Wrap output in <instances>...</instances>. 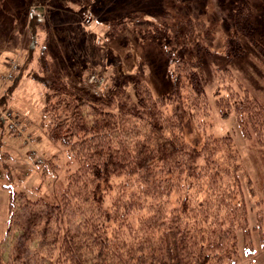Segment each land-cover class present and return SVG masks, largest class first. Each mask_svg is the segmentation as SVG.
Returning a JSON list of instances; mask_svg holds the SVG:
<instances>
[{"label":"trees","instance_id":"obj_1","mask_svg":"<svg viewBox=\"0 0 264 264\" xmlns=\"http://www.w3.org/2000/svg\"><path fill=\"white\" fill-rule=\"evenodd\" d=\"M172 13L165 9L146 34L171 31L185 50L201 45L195 19L174 23ZM229 13L235 27L224 43L244 32L255 48L264 47L263 35L252 30L254 5L236 3ZM139 16L124 14L111 29ZM215 32L201 22L202 35L212 40ZM40 51L37 73L46 86L41 127L69 160L57 189L45 191L42 182L22 189L4 185L9 201L0 264H236L240 230L247 254L254 253L240 178L246 170L233 136L208 133L200 144L186 139L211 109L200 53L177 57L165 49L174 76L165 93L154 95L146 80L135 77L130 87L88 99L53 72L46 46ZM224 72L235 87L227 96L221 88L229 86L217 90L222 116L233 112L248 141H264V121L256 120L264 107L230 69ZM0 128L6 129L3 121ZM45 166L44 176L50 171ZM175 195L177 206L168 208ZM256 228L263 237L261 224Z\"/></svg>","mask_w":264,"mask_h":264},{"label":"rangeland","instance_id":"obj_2","mask_svg":"<svg viewBox=\"0 0 264 264\" xmlns=\"http://www.w3.org/2000/svg\"><path fill=\"white\" fill-rule=\"evenodd\" d=\"M245 1L257 8L252 30L264 37V0H0V121L7 129L0 128V239L8 217L9 190L4 185L22 189L42 182L45 191L57 189L69 160L67 152L41 127L46 86L37 73L40 50L46 46L55 74L93 99L105 97L120 86L130 87L135 77L146 80L154 95L169 91L174 76L165 49L173 48L177 57L201 54L199 75L211 104L210 114L202 118L205 122L192 125L186 139L200 144L205 134L230 133L246 170L240 178L248 197L254 253L247 254L245 235L240 230L236 264H264V234L262 237L256 228L261 224L264 232V141H248L236 115L222 116L216 103L220 87L229 86L221 88L225 96L235 87V82L223 74L230 69L264 107V47L255 48L244 32L240 39L234 36L230 44L224 43L226 33L235 27L229 9ZM167 8L173 12L171 22L176 23L177 17L195 19L199 26L194 36L201 45L194 42L195 46L185 50L179 48L180 39H174L171 31L166 35L146 34L152 23L161 21L159 16ZM132 12L140 16L120 29H111L112 20ZM202 21L215 27L214 39L201 34ZM13 59L19 63V70L13 79L4 80ZM8 112L22 119V135L8 130L4 116ZM256 116L258 122L264 121V110ZM45 165L50 167L46 176L42 173ZM177 204L175 195L167 207ZM133 220L137 222L136 217Z\"/></svg>","mask_w":264,"mask_h":264},{"label":"built area","instance_id":"obj_3","mask_svg":"<svg viewBox=\"0 0 264 264\" xmlns=\"http://www.w3.org/2000/svg\"><path fill=\"white\" fill-rule=\"evenodd\" d=\"M18 69L19 63L16 61V59L11 60L7 73L3 75L4 80L13 79L16 76ZM4 116H6L5 123L7 124L9 131L12 130L13 132L21 135L24 133L25 127L22 123V119L15 112H8ZM28 139H31L29 135ZM33 153L35 154V151ZM39 160L41 161V159Z\"/></svg>","mask_w":264,"mask_h":264},{"label":"crops","instance_id":"obj_4","mask_svg":"<svg viewBox=\"0 0 264 264\" xmlns=\"http://www.w3.org/2000/svg\"><path fill=\"white\" fill-rule=\"evenodd\" d=\"M9 67V66H8Z\"/></svg>","mask_w":264,"mask_h":264}]
</instances>
